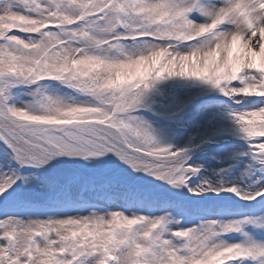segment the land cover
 I'll use <instances>...</instances> for the list:
<instances>
[{
	"label": "snow or ice",
	"instance_id": "6c2138e0",
	"mask_svg": "<svg viewBox=\"0 0 264 264\" xmlns=\"http://www.w3.org/2000/svg\"><path fill=\"white\" fill-rule=\"evenodd\" d=\"M16 3L31 6L38 14L17 10ZM0 5V40L17 46L13 50L0 45V76L74 82L99 101L77 105L50 101L44 113L14 106L0 108V141L7 146L4 151L10 161L18 165L9 163L6 168L0 163V197L5 209L0 214V264H230L253 254L264 257V247L210 244V237L217 234L216 221L204 224L200 232L189 228L172 233L188 241L185 247L190 254L183 255L171 240L161 241L154 235L164 217L129 216L120 210L101 214L97 210L118 186L109 174L112 161L103 159L110 153L134 171L178 188L188 186V173L199 172L188 164L185 149L155 144L145 122L130 123L137 120L131 115L120 118L144 103L153 81L173 76L198 78L230 98L264 97V0H219L206 13L211 19L203 23L190 19L193 8L178 0H51L50 4L45 0H0ZM226 23L233 27L218 30ZM120 27L128 31L118 33ZM50 29H62L63 35ZM14 31L41 34V39L26 41L8 35ZM206 36L211 39L189 51L174 50L173 41L192 42ZM122 39H146L148 49L136 55L125 53L123 59L90 50L102 45L118 47L116 41ZM70 41L86 44L75 46ZM237 42L241 51L234 57ZM234 116L240 131L255 141L251 145L254 155L264 164V105ZM53 161H83L102 171L83 175L76 170L63 179L42 176L39 170ZM25 169L35 171L25 175ZM18 181L35 184L36 193L46 194L49 202L78 187L79 198L93 211L87 216L27 220L9 215L10 206L20 207L19 201L12 200ZM207 190L204 186L189 188L197 195ZM214 190L255 198L236 186ZM256 195H264V191ZM60 210L58 204L47 209ZM142 224L146 225L144 231L135 232ZM233 230H238L236 224L223 225L224 232Z\"/></svg>",
	"mask_w": 264,
	"mask_h": 264
},
{
	"label": "rangeland",
	"instance_id": "374dc122",
	"mask_svg": "<svg viewBox=\"0 0 264 264\" xmlns=\"http://www.w3.org/2000/svg\"><path fill=\"white\" fill-rule=\"evenodd\" d=\"M46 3H51V0H45ZM185 6L193 8L188 13L190 19L197 23L209 21L211 17L206 13L213 10L219 0H178ZM3 7V5H0ZM17 10L27 11L29 14H38L37 10L31 6H25L21 3H16ZM126 20L127 17H124ZM219 30H228L233 27L230 24H225ZM83 27V22H81ZM76 27V26H73ZM94 31L93 29H89ZM51 31L59 32L63 35L62 29H51ZM128 30L120 27L118 33H126ZM39 34L28 33L24 36H19L26 41L39 40L36 38ZM41 36V35H40ZM211 36L206 39H199L194 44H188L182 41H173L174 50L189 51L193 46L202 45L210 40ZM0 45L7 46L16 50V45L12 44L7 39L2 40ZM75 46H84L86 42L70 41ZM118 47L110 45H102L99 48L90 49L96 54L105 55L112 59H123L125 53L136 55L145 52L148 49V41L146 39L133 40L122 39L116 41ZM163 43V42H161ZM239 43L233 45V56L235 57L240 50ZM259 60V58H257ZM235 83V82H233ZM0 89H3V94H0V108L6 106L27 108L36 113H44L50 101H58L62 105H77V104H98L96 97L83 90L77 88L73 83L46 78L40 81L32 82L30 79H24L11 74L0 76ZM175 92L171 96V92ZM258 97L237 96L230 98L224 95L218 88H215L211 83L198 79L180 76L168 77L153 81V86L148 89L144 96V103L130 113L121 114L120 118L127 119L129 115L137 117V123L143 121L149 126V132L153 138V142L160 146H171L174 150L199 147L205 141L221 144V147L211 146L215 151L211 156L200 158L202 151L206 147L191 150L187 156V162L191 167L199 168L197 174L188 173L190 179L187 181V187H175L165 180H160L157 177L146 172L134 171L132 167L119 160L114 154L104 157L105 160H111L110 175L114 176L118 181V186L113 189V195L105 200L104 207L97 209L101 214L105 211L120 210L125 215H143L148 218L164 217V224L154 232V235L160 236L161 241L171 240L177 248L181 249V254L189 255V250L185 245L188 241L184 238L174 237L173 232L179 229H195L197 232L202 231L204 224L210 221H216V235L209 239L210 244H236L240 243L243 246L256 248L264 247V212L252 214L248 206H243L244 215L233 214L234 208L226 200L235 199L237 204L245 201L254 203L260 195H256L258 191H264V164L260 163V159L251 154L249 149L244 145L243 139L245 134L240 131V124L235 119L234 114L237 112L249 111L256 107L264 105V97L261 103H257ZM237 101H240L237 103ZM156 102V108L153 113L151 105ZM201 114L195 122L187 121L185 125L181 124V120L198 109ZM150 114L154 115L151 117ZM133 139H138L133 137ZM253 144L255 143L252 140ZM7 146L0 141V163L5 167L11 163L12 167H17L14 161L5 154ZM10 151V149H9ZM66 159V158H62ZM205 168L207 171H223L219 181L214 183L213 176L204 174L202 178L197 177L200 168ZM78 170L83 175L99 174L102 169L98 165H88L83 161L79 164H63L60 161H53L46 168L40 169L39 172L45 177H57L61 179L70 177L73 171ZM24 174L27 175L35 169H25ZM202 175V174H201ZM257 177L258 183L252 189L246 187L245 179ZM18 187L13 194L12 200L19 201L20 207L15 208L10 206L8 209L9 215H18L25 220L29 218H45V217H64V216H87L93 211V208L85 206L80 207L77 202L81 201L78 196L79 188L72 189L70 194L62 195L55 201H46V194H37L35 184H24L21 181L17 182ZM204 186L209 190L201 192L199 195L189 191V188H197ZM231 186L238 187L241 192L255 196L254 199H244L242 196L228 191H215L217 188H227ZM15 187V186H14ZM239 197L245 201H239ZM3 197H0V214L4 212ZM202 202V206L206 204L204 215L206 218L201 222L194 220L193 214L197 212V203ZM239 201V202H238ZM60 205V211H47L48 208ZM225 206L230 209L231 216H224L221 224L218 225L220 218L214 214V209L218 206ZM201 206V207H202ZM200 207V208H201ZM184 219L186 225L182 227L180 221ZM234 223L237 227H244L243 235L234 234L236 230L224 232L223 225ZM146 225H137L135 232L142 233ZM157 252H162L160 247L155 249ZM251 257H256L255 254ZM241 258V257H240ZM237 258L230 264L237 263L240 259ZM264 264V261L261 263Z\"/></svg>",
	"mask_w": 264,
	"mask_h": 264
},
{
	"label": "bare ground",
	"instance_id": "6f19581e",
	"mask_svg": "<svg viewBox=\"0 0 264 264\" xmlns=\"http://www.w3.org/2000/svg\"><path fill=\"white\" fill-rule=\"evenodd\" d=\"M208 175L212 177L213 174H212V172H211V173H209ZM213 180H214L213 182L216 183L217 181L220 180V177H219V176H214V177H213ZM249 184H251V183H249Z\"/></svg>",
	"mask_w": 264,
	"mask_h": 264
},
{
	"label": "clouds",
	"instance_id": "9594fccd",
	"mask_svg": "<svg viewBox=\"0 0 264 264\" xmlns=\"http://www.w3.org/2000/svg\"><path fill=\"white\" fill-rule=\"evenodd\" d=\"M105 100H107V97H105Z\"/></svg>",
	"mask_w": 264,
	"mask_h": 264
}]
</instances>
